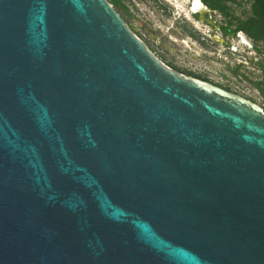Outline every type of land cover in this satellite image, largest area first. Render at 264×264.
<instances>
[{
    "label": "water",
    "instance_id": "1",
    "mask_svg": "<svg viewBox=\"0 0 264 264\" xmlns=\"http://www.w3.org/2000/svg\"><path fill=\"white\" fill-rule=\"evenodd\" d=\"M0 264H264V109L109 0H0Z\"/></svg>",
    "mask_w": 264,
    "mask_h": 264
},
{
    "label": "rangeland",
    "instance_id": "2",
    "mask_svg": "<svg viewBox=\"0 0 264 264\" xmlns=\"http://www.w3.org/2000/svg\"><path fill=\"white\" fill-rule=\"evenodd\" d=\"M120 1L126 8L114 5L115 9L167 66L245 96L264 109V75L253 61L257 58L264 64V57L253 53L249 47L256 44L246 35L243 39L227 37L237 52L203 37L213 30L193 19L194 0ZM240 2L231 6V13L234 17L246 18L251 13V4ZM213 16L221 26L226 25L220 14ZM260 48L264 53V45ZM241 61L245 66L240 67Z\"/></svg>",
    "mask_w": 264,
    "mask_h": 264
},
{
    "label": "flooded vegetation",
    "instance_id": "3",
    "mask_svg": "<svg viewBox=\"0 0 264 264\" xmlns=\"http://www.w3.org/2000/svg\"><path fill=\"white\" fill-rule=\"evenodd\" d=\"M248 3L251 4V12H252V3L249 2L248 0H244ZM121 2V1H120ZM201 4L206 8L207 12L205 13V15L203 16L202 13L200 11H195L194 12V17L193 19L198 22V23H201V24H204V25H208L212 30L213 32H209L208 34L204 33L203 34V37H206L208 40L212 41V42H215L217 43L218 45H223L225 46L226 48L228 49H231V51H234V52H237L235 49L236 47L234 45H232V43L228 42L227 40V37H237V38H240V39H243L242 36L246 35L249 39H251L255 44H256V47H249L250 49L252 48L253 50V53H258L259 55L263 56L264 57V53L263 51L261 50L260 48V45H264V41H257L255 40L253 37H251L249 34H247L246 32L244 31H239V32H234V30L236 29V24H237V21L236 19H245V18H241V17H234L231 13V6L233 5H238V4H241L240 0H238V4H235L233 2H230V1H226L224 3V5L227 7V11H228V14L229 16H225L220 10H218L217 8H214V7H210L208 4H206L204 2V0H200ZM122 3V2H121ZM123 4V3H122ZM125 6V5H124ZM122 7V6H120ZM124 8V7H123ZM220 14L225 20H226V25H220L219 22L217 20H215L213 14ZM251 15V13H250ZM249 15V16H250ZM248 16V17H249ZM246 17V18H248ZM132 29V28H131ZM133 30V29H132ZM198 31V29H196ZM228 30V31H227ZM134 31V30H133ZM135 32V31H134ZM136 33V32H135ZM221 34H224V36H222ZM246 44V43H245ZM253 61L254 63H257L258 64V67L260 69V71L262 72V74L264 75V64L261 63L259 61V59L257 58H253ZM242 66H245V63L243 61H241L240 63V67ZM219 87V86H218ZM260 89L263 90L262 86H260ZM222 88V87H220ZM224 89V88H222ZM227 90V89H225ZM233 94H236V95H240V94H237L235 92H232L230 90H227ZM242 96V95H240ZM244 97L245 99L253 102V103H256L254 102L253 100L245 97V96H242ZM257 104V103H256ZM259 105V104H258ZM262 107V106H260ZM263 108V107H262Z\"/></svg>",
    "mask_w": 264,
    "mask_h": 264
},
{
    "label": "trees",
    "instance_id": "4",
    "mask_svg": "<svg viewBox=\"0 0 264 264\" xmlns=\"http://www.w3.org/2000/svg\"><path fill=\"white\" fill-rule=\"evenodd\" d=\"M115 6L126 8L120 0H110ZM226 1L238 4V0H204L210 7L217 8L225 16H229L227 7L224 5ZM252 3V12L248 18L236 19V29L234 32L244 31L257 41H264V0H248ZM228 31V30H227Z\"/></svg>",
    "mask_w": 264,
    "mask_h": 264
},
{
    "label": "bare ground",
    "instance_id": "5",
    "mask_svg": "<svg viewBox=\"0 0 264 264\" xmlns=\"http://www.w3.org/2000/svg\"><path fill=\"white\" fill-rule=\"evenodd\" d=\"M193 10L194 11H200L203 16L207 12L206 8L201 4L200 0H194V2H193Z\"/></svg>",
    "mask_w": 264,
    "mask_h": 264
}]
</instances>
